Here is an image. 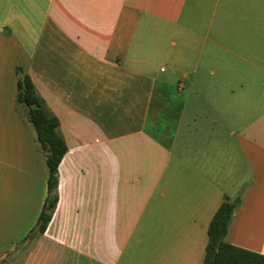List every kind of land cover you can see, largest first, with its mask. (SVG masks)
<instances>
[{"label": "crops", "instance_id": "1", "mask_svg": "<svg viewBox=\"0 0 264 264\" xmlns=\"http://www.w3.org/2000/svg\"><path fill=\"white\" fill-rule=\"evenodd\" d=\"M18 70L67 151L6 260L47 197ZM217 108L260 114L237 133ZM224 201L226 242L264 255V0H0V264H202Z\"/></svg>", "mask_w": 264, "mask_h": 264}, {"label": "trees", "instance_id": "2", "mask_svg": "<svg viewBox=\"0 0 264 264\" xmlns=\"http://www.w3.org/2000/svg\"><path fill=\"white\" fill-rule=\"evenodd\" d=\"M16 102L26 112L27 121L33 127L38 146L43 153L48 169L47 197L34 228L11 252L16 256L39 236L44 234L58 202V168L67 151L66 143L59 130V121L38 95L30 77L18 70ZM235 204L224 201L213 216L208 227V240L202 264H264V255L236 247L225 238ZM14 256V257H15Z\"/></svg>", "mask_w": 264, "mask_h": 264}, {"label": "rangeland", "instance_id": "3", "mask_svg": "<svg viewBox=\"0 0 264 264\" xmlns=\"http://www.w3.org/2000/svg\"><path fill=\"white\" fill-rule=\"evenodd\" d=\"M20 109L25 115L24 108L20 106ZM220 109L221 108H217V112L214 111V110H216V109H214L213 111L216 113L211 111L210 115H214V117H219L220 121H222V122H220L221 125L226 126L227 128H231L234 130V132H237V133L242 131L244 125L253 124V123L257 122V119H258L259 114H260L259 111L256 112L258 108H242V109H240V111L237 115V118H236L230 112V108H225L224 112H220ZM208 114L209 113H207V111H204L202 114V118L209 116ZM232 118H233V120L230 121ZM224 120H226L227 122H224ZM239 199H240L239 196H236L234 198L235 202H238ZM9 256L10 255H8L6 257V260L9 259ZM19 261H20V259L16 262V264H18Z\"/></svg>", "mask_w": 264, "mask_h": 264}]
</instances>
